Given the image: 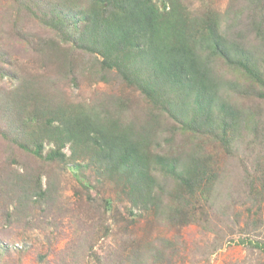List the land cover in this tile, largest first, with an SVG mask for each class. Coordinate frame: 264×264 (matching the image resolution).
Listing matches in <instances>:
<instances>
[{"label": "trees", "instance_id": "1", "mask_svg": "<svg viewBox=\"0 0 264 264\" xmlns=\"http://www.w3.org/2000/svg\"><path fill=\"white\" fill-rule=\"evenodd\" d=\"M6 6L0 222L39 227L58 206L63 175L92 166L126 198L130 216L146 218L140 235L129 228L139 220L125 217L121 253L104 259L92 253L96 264H169L177 239L166 228L196 223L208 230L209 211L225 224L231 207L222 239L235 231L264 235V0H229L224 11H192L185 0H8ZM57 79L75 87L82 79L117 81L135 93L95 90L87 100L72 99L54 90ZM245 147L250 163L231 164ZM218 158L231 161L225 170ZM239 170V198L231 204L223 177ZM81 183L92 199L97 186ZM102 198L87 203L101 219L114 206ZM157 226L164 232L150 241ZM93 237L79 238L90 252ZM239 243L264 251L259 240ZM17 245L0 238L2 253L20 251Z\"/></svg>", "mask_w": 264, "mask_h": 264}, {"label": "rangeland", "instance_id": "2", "mask_svg": "<svg viewBox=\"0 0 264 264\" xmlns=\"http://www.w3.org/2000/svg\"><path fill=\"white\" fill-rule=\"evenodd\" d=\"M6 1L0 0V21L6 24V20L11 21L9 11L6 10ZM229 0H185L186 4L192 11H203L208 7L225 10ZM169 7H167L168 9ZM226 15L222 13V20L225 21ZM35 31H40L44 34H48L47 30L42 29L37 23L26 21ZM50 35V34H49ZM48 35V36H49ZM13 46V45H9ZM20 47V45H18ZM19 53V58H21ZM28 55H31V53ZM57 87L54 90H59L67 94L70 98H77L87 100L93 96L95 90L98 92L104 91L106 93H112L113 95H132L135 93L134 89L121 85L117 81L111 83L97 81L89 82L86 79H82L77 87L68 84V80H56ZM264 106V104H262ZM241 145L240 148H242ZM247 147V146H246ZM246 147L238 152V155L231 158V164L240 162V164H249ZM67 154H70V149L66 147L64 149ZM223 149L219 148L217 157L222 156ZM1 155V153H0ZM230 160L218 158L215 162L218 167L225 170L226 162ZM230 161V162H231ZM70 167L72 164L69 165ZM242 170V169H241ZM242 172L236 171L231 173L229 177L225 175L223 177L222 185L230 187L233 191L234 197L231 200L238 199V188L240 177ZM104 177V176H103ZM84 182L91 186H97L92 191V199L87 200L86 192L83 193V189L80 184ZM113 182L105 178H100V175L96 172L94 167H84L82 169H69L65 175H63V182L60 184V201L58 206L54 208L52 214H48V219L43 218V222L39 227L30 226L27 221L22 220L20 223H12L7 226L0 222V238L7 243H15L16 247L20 251H14L9 253L0 252V264H96L95 257L92 253H95L102 259L115 253L119 254L121 244L119 240L118 230L119 226L124 223L126 218H134L138 221L136 227L129 224V228L132 233L136 232L142 235L143 230L140 229L145 225V219L140 217L130 216L126 212L125 206L129 203L123 195H119L113 189ZM102 197H111L113 199V207L109 210L102 211L104 218L101 219V214H93L88 211L87 203L89 202H102ZM247 204L252 205L250 202ZM264 204V203H263ZM238 207V206H237ZM262 211L264 212V206L262 205ZM61 209V210H59ZM239 210V209H237ZM39 210L36 209V213ZM150 215V214H149ZM217 214L214 211H209L208 219L210 221V228L208 230L200 227L196 223H190L185 225L180 230L174 228H166L165 235L171 236V240L177 239V244H172L170 250L171 262L169 264H264V251L259 248L250 247L248 244L239 243L240 240L252 239L254 241L259 240L264 244V235L257 233H250L242 235L239 232L234 234L225 235L222 239L227 224H231L234 217L233 207L229 208V216L224 219L228 223L223 224L222 221H218L215 216ZM222 219V218H221ZM55 221L57 226H52L49 222ZM103 222V223H100ZM31 219L29 218V221ZM215 222V223H213ZM87 225H90L89 230ZM104 227H109V230L104 234L101 230ZM105 231V230H104ZM163 229L160 226L154 227L152 235L148 236L150 241L157 239L160 233H163ZM94 234L93 252L87 249L88 241L84 240L81 244L79 238L81 236L86 239ZM217 237V238H216ZM222 242L218 243L219 239ZM78 242V243H77ZM81 246L77 254L72 257L70 252ZM218 247H217V246ZM215 246L217 249H215ZM22 249V250H21ZM43 255L44 259L39 260L38 255ZM141 261V260H139ZM156 264H161L157 262Z\"/></svg>", "mask_w": 264, "mask_h": 264}]
</instances>
